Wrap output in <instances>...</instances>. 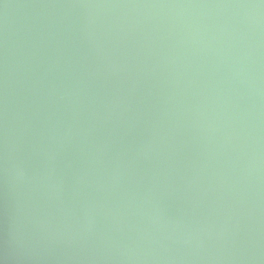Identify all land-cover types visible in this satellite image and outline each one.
<instances>
[{
    "label": "water",
    "instance_id": "water-1",
    "mask_svg": "<svg viewBox=\"0 0 264 264\" xmlns=\"http://www.w3.org/2000/svg\"><path fill=\"white\" fill-rule=\"evenodd\" d=\"M0 264H264V0H0Z\"/></svg>",
    "mask_w": 264,
    "mask_h": 264
}]
</instances>
